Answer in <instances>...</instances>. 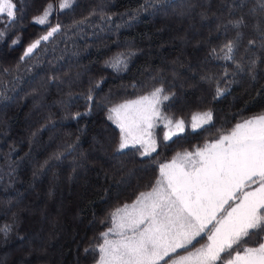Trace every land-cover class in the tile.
<instances>
[{
	"label": "trees",
	"instance_id": "16d2710c",
	"mask_svg": "<svg viewBox=\"0 0 264 264\" xmlns=\"http://www.w3.org/2000/svg\"><path fill=\"white\" fill-rule=\"evenodd\" d=\"M14 2L18 19L0 41V229L9 226L0 231V264H18L13 247L29 238L30 221L19 207L35 203L31 191L48 190L54 203L52 176L66 177L65 190L79 197L75 208L72 195L62 199L67 236L52 255L30 254L20 264H94L108 214L150 188L157 164L264 113V47L248 43L257 38L253 25L264 26V13L258 0H74L50 18L62 31L21 61L27 45L48 30L33 17L59 0ZM240 18L239 28L229 23ZM6 26L5 17L0 30ZM17 37L21 42L13 45ZM237 38L234 61L225 60L219 49ZM118 53H134L119 71L106 65ZM217 86L227 91L216 97ZM156 87L174 94L163 112L184 119L185 131L161 142L152 158L133 149L117 153L120 131L108 109ZM90 90L93 102L86 99ZM207 110L212 124L193 131L191 116ZM77 112L88 114L73 118ZM162 131L160 125L158 141ZM38 216L51 223L56 217L49 208ZM43 229L42 236L53 232L48 224Z\"/></svg>",
	"mask_w": 264,
	"mask_h": 264
},
{
	"label": "snow or ice",
	"instance_id": "6c2138e0",
	"mask_svg": "<svg viewBox=\"0 0 264 264\" xmlns=\"http://www.w3.org/2000/svg\"><path fill=\"white\" fill-rule=\"evenodd\" d=\"M73 5L74 0L48 3L42 14L33 17L35 24L48 30L27 45L21 61L62 31L61 24L50 22L53 12ZM258 6L264 13V0H258ZM18 11L14 0H0V23L7 19L0 41L16 23ZM256 11L251 9L253 14ZM229 23L239 28L244 20ZM253 27L257 38L249 40V45L264 47V26L257 23ZM20 42L19 37L11 41L13 45ZM237 45L238 38L219 49L225 60L234 61ZM216 52L212 49L213 54ZM131 55L134 53H118L106 65L119 71L127 66ZM237 68L243 70L240 65ZM226 91L217 86L216 97ZM164 93L163 87H156L147 95L108 109V119L120 131L117 153L133 149L141 157L152 158L161 142L172 141L185 131L184 119H173L162 111L161 106L174 95ZM86 99L93 102L91 90ZM87 114L77 112L73 118ZM212 115L211 110L194 113L191 129L212 124ZM160 125L164 130L158 141L156 129ZM157 167L159 175L149 191L140 192L131 204L108 214L111 226L100 234L103 243L97 245V264H264V114L236 123L203 146L178 151ZM8 230L7 225L0 229ZM253 237L258 240L251 245ZM90 250L95 249H85Z\"/></svg>",
	"mask_w": 264,
	"mask_h": 264
},
{
	"label": "rangeland",
	"instance_id": "374dc122",
	"mask_svg": "<svg viewBox=\"0 0 264 264\" xmlns=\"http://www.w3.org/2000/svg\"><path fill=\"white\" fill-rule=\"evenodd\" d=\"M154 89H152V90H154ZM151 91H149L143 95H147ZM143 95H139V96H143ZM139 96L132 98L130 100H134V99L138 98ZM162 111H163V108H162ZM261 114H264V113H261ZM261 114H259V115H261ZM255 116H257V115H255ZM251 117H253V116H251ZM248 118H250V117H248ZM241 121H239V122H241ZM231 129H229L228 131H230ZM157 131H158V128L156 129V136H157ZM162 133H163V131H162ZM158 138H159V135L157 136V139ZM201 146H203V145H201ZM183 150H193V148L192 149H182V150H178V151H183ZM178 151H176V152H178ZM175 153H173L172 156L175 155ZM172 156L170 158H168L167 160H164L162 163H165L168 160H170L172 158ZM51 181L57 190L56 194H55L54 203H52V201L54 199H52V197L49 196L48 190H44L43 194H38V192H36V191H31L34 195L33 200L35 201V203H31L29 205L28 204L27 205H21L19 207L20 208L19 210L21 211L23 216L25 218H28L30 221H29V226L27 229L28 230L27 233L29 235V238L25 242H19L17 245H15L13 247L12 252L17 250V257L16 258H17L18 264L24 263L30 254H32V255L39 254V255H46V256L47 255L49 256V254L52 255L53 253H55V250H54L55 247L54 246H56L57 248H60L59 247L60 242L65 238V236H67L66 228L62 224V217L64 215V208H65L66 203H65V201H62V199L64 200V196L66 194L72 195L74 198L73 203H72V208H75L76 204L79 201V199H78L79 197H77L76 191L74 193H71V189L68 191L65 190V187H64L65 185H63V184L67 181L66 177H64V180H63V178L60 180H56L55 177L52 176V179L50 180V182ZM149 190H150V188L145 190V191H149ZM135 199H133L132 201L127 202V203L131 204ZM43 208L46 209V211H47V208H49L50 213L56 215V217L51 218L53 223L49 222L50 220L47 221L45 219H42V217L38 216V211L40 209L43 210ZM71 220L73 223H76V224L79 223L78 220L76 219V217H73V215L71 216ZM45 224H48L53 229V232L51 234H46V236H42V233L44 230L43 226ZM110 226H111V224L107 228H109ZM36 228L38 229V232L41 234V236H35V233L32 230L36 229ZM107 228L104 231H106ZM203 242L204 241H201V243H203ZM101 243H103V240ZM24 248H27V250L29 251V254L24 253V251H23ZM98 261H99V258L94 264H97Z\"/></svg>",
	"mask_w": 264,
	"mask_h": 264
}]
</instances>
